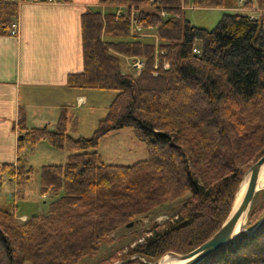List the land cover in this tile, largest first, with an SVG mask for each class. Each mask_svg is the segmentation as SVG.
<instances>
[{
    "label": "trees",
    "instance_id": "1",
    "mask_svg": "<svg viewBox=\"0 0 264 264\" xmlns=\"http://www.w3.org/2000/svg\"><path fill=\"white\" fill-rule=\"evenodd\" d=\"M150 2L98 0L81 16L83 68L67 75L66 86L116 92L89 137L68 134L66 109L53 130L27 127L19 111V151L45 142L67 155L64 164L40 168L45 213L20 221L0 209V264H69L94 254L137 217L183 197L175 215L150 227L128 255L155 261L170 251L187 253L220 228L245 172L264 154V20L228 12L206 29L192 25L187 11L224 8L227 0H157L142 10ZM120 5L134 6L137 23L154 29L158 42L132 36L129 9L116 15ZM18 9L19 2L0 1V35H8ZM122 57L143 61L140 72L124 73ZM122 129L145 145L146 158L104 164L99 142ZM0 173L20 184L33 167L19 156L1 164ZM244 229L199 264H264V189L255 194Z\"/></svg>",
    "mask_w": 264,
    "mask_h": 264
},
{
    "label": "crops",
    "instance_id": "2",
    "mask_svg": "<svg viewBox=\"0 0 264 264\" xmlns=\"http://www.w3.org/2000/svg\"><path fill=\"white\" fill-rule=\"evenodd\" d=\"M0 1L19 2L18 35H0L1 165L14 164L25 150L32 153L41 143L18 150L19 111H24L29 128L53 130L61 109L68 111L72 126L76 124L73 113L87 104L88 98L84 90L68 88L66 77L82 71L81 16L99 4L98 0ZM16 185L15 202L26 203L29 193L23 190L29 189L25 184ZM16 217L27 218L26 215Z\"/></svg>",
    "mask_w": 264,
    "mask_h": 264
},
{
    "label": "rangeland",
    "instance_id": "3",
    "mask_svg": "<svg viewBox=\"0 0 264 264\" xmlns=\"http://www.w3.org/2000/svg\"><path fill=\"white\" fill-rule=\"evenodd\" d=\"M244 3L245 0H227L226 7L219 9H197L192 6L187 11V18L192 25L206 29H212L220 16L228 12L255 16V18H262L264 20V6L260 4V0H253L250 8L244 6ZM121 9L124 11L125 7L121 6ZM146 30L144 37L150 38L154 43H157L158 37L155 34V30L151 28ZM154 36L157 41H155ZM132 64V58H121V66L124 73L137 74ZM83 93L87 96L88 103L82 104L81 108L74 111L75 118H73L76 119V124L73 126L71 122L68 124L67 132L73 138L81 136L89 137L92 134L96 128L97 121L105 116L107 108L116 92L110 90H84ZM25 151L23 152L22 158H25L28 164L33 166V174L29 181L21 183L25 184L27 189H29L28 191L23 190L29 193L28 200L26 203L15 202L17 195L15 181L10 180L6 174L0 173V209L14 212L18 216L26 215L29 217L38 213H45L49 202L48 198L40 197L42 196L39 192L40 166L64 164L66 152L64 150L53 149L45 142L38 144L32 153H26ZM97 151L101 155L104 164L130 165L146 158L145 145L134 137L131 129L117 130L106 138H103L99 142ZM20 195L18 197H21ZM38 196L39 199H36ZM185 198L183 197L173 202L165 203L154 208L149 213L137 217L132 222L131 227L123 226L114 231L106 240L101 241L98 245V250L94 254H88L77 260H73L69 264H96L111 256H116L117 259L113 260L110 264H139L134 262L136 259L142 263L157 261L158 259L155 261H147L136 255L130 256L128 252L138 244L143 243L146 232L150 227L154 224H162L167 219L173 217ZM44 201L46 204L43 203ZM34 207L37 210H34ZM19 220L24 221L25 218L22 217ZM245 222L246 219H244L243 223L245 224Z\"/></svg>",
    "mask_w": 264,
    "mask_h": 264
},
{
    "label": "water",
    "instance_id": "4",
    "mask_svg": "<svg viewBox=\"0 0 264 264\" xmlns=\"http://www.w3.org/2000/svg\"><path fill=\"white\" fill-rule=\"evenodd\" d=\"M263 164L264 154L247 169L245 175L248 173V181L239 203L236 205V207H234L233 202L229 215L222 223L220 228L212 236H210L201 245L187 253L179 254L175 252H167L164 255H171L173 259L180 262L179 264H199L215 251L231 243L237 236L241 235L242 233H246L247 231L243 227L244 223L242 224V226H239V221H241V219H246L247 213L250 209L255 194L262 189L258 188V181L260 169ZM131 226L132 222L126 225V227ZM163 256L155 262H145V264H159Z\"/></svg>",
    "mask_w": 264,
    "mask_h": 264
},
{
    "label": "built area",
    "instance_id": "5",
    "mask_svg": "<svg viewBox=\"0 0 264 264\" xmlns=\"http://www.w3.org/2000/svg\"><path fill=\"white\" fill-rule=\"evenodd\" d=\"M29 1H33V0H29ZM47 2H55L57 0H46ZM157 0H151L150 4L148 6H145V7H142V10H145V9H152L153 5H155L154 3L156 2ZM125 7V6H124ZM182 8H184V6H182ZM264 8V7H263ZM129 9V14L127 15L128 17V20L130 22V32H131V35L132 36H135V37H144L146 34H145V31H147L146 29H144L143 27H141V25H139L137 23V17H138V14H137V11L135 9L134 6H130V7H125V11ZM125 12L122 11L121 9V6H119L117 8V11H116V15L119 16V15H122L124 14ZM163 17H166V13L165 12H162L161 14ZM250 19H255V16H249ZM8 35L10 36H17L18 35V22L17 20L16 21H13L8 29ZM155 38V36H154ZM155 41H157V39L155 38ZM158 42V41H157ZM193 51L195 52L196 50L193 49ZM133 60V67L135 68V70L137 71V74L140 72L142 66H143V61H141L140 59L136 58V59H132ZM21 219V217H20Z\"/></svg>",
    "mask_w": 264,
    "mask_h": 264
},
{
    "label": "bare ground",
    "instance_id": "6",
    "mask_svg": "<svg viewBox=\"0 0 264 264\" xmlns=\"http://www.w3.org/2000/svg\"><path fill=\"white\" fill-rule=\"evenodd\" d=\"M247 181H248V173L245 175V179L242 183V186L236 195L234 207H236V205L239 203V201L243 195V192L245 190ZM258 188H264V164L262 165V167L260 169ZM243 221H244V219H241V221H239V226L240 225L242 226ZM179 263H180L179 261L173 259V257L171 255H168V254H166L162 258V260L159 262V264H179Z\"/></svg>",
    "mask_w": 264,
    "mask_h": 264
}]
</instances>
